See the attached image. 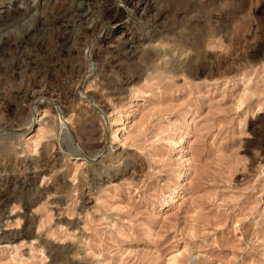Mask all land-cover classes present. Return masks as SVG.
Instances as JSON below:
<instances>
[{"label":"rangeland","instance_id":"obj_1","mask_svg":"<svg viewBox=\"0 0 264 264\" xmlns=\"http://www.w3.org/2000/svg\"><path fill=\"white\" fill-rule=\"evenodd\" d=\"M122 2L0 0V264H264V0Z\"/></svg>","mask_w":264,"mask_h":264},{"label":"bare ground","instance_id":"obj_2","mask_svg":"<svg viewBox=\"0 0 264 264\" xmlns=\"http://www.w3.org/2000/svg\"><path fill=\"white\" fill-rule=\"evenodd\" d=\"M117 2H120L121 4H124V8H125V10L127 11V12H129V14L128 15H130V11H128V9L126 8V3H123L122 2V0H116ZM81 6H79V8L77 9V11L75 12V13H77V15H78V19H79V22L80 23H88L89 22V17H90V11H89V4L87 3V2H82L81 4H80ZM121 6V5H120ZM88 25V24H87ZM88 28H91V27H88ZM89 58L91 59V53H90V55H89ZM82 94V93H81ZM80 95V94H79ZM82 97H84L83 96V94L81 95ZM64 125H65V123H64ZM63 127H65V126H63ZM62 127V128H63ZM66 131V130H65Z\"/></svg>","mask_w":264,"mask_h":264}]
</instances>
